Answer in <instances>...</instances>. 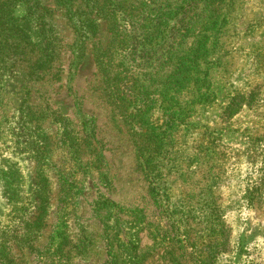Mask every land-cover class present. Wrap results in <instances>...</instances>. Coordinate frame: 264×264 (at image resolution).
Instances as JSON below:
<instances>
[{
	"label": "rangeland",
	"instance_id": "obj_1",
	"mask_svg": "<svg viewBox=\"0 0 264 264\" xmlns=\"http://www.w3.org/2000/svg\"><path fill=\"white\" fill-rule=\"evenodd\" d=\"M0 264H264V0H0Z\"/></svg>",
	"mask_w": 264,
	"mask_h": 264
},
{
	"label": "trees",
	"instance_id": "obj_2",
	"mask_svg": "<svg viewBox=\"0 0 264 264\" xmlns=\"http://www.w3.org/2000/svg\"><path fill=\"white\" fill-rule=\"evenodd\" d=\"M143 17H144L143 14L140 15L136 11H127L123 15V18L126 19L127 22L130 24V26L135 30L134 33L132 34V37H137V35L138 36L141 35V32L138 29L141 28L142 26L146 25L144 23L145 19ZM26 48H27V53H30V48L28 46H26ZM105 64H107L106 68H108V63H105ZM108 72H109V70H108Z\"/></svg>",
	"mask_w": 264,
	"mask_h": 264
}]
</instances>
